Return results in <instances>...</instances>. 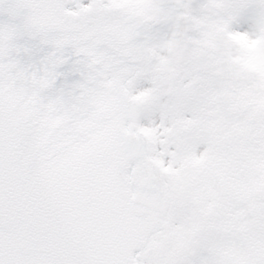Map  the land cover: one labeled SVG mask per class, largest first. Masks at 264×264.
Segmentation results:
<instances>
[{
	"label": "snow or ice",
	"instance_id": "snow-or-ice-1",
	"mask_svg": "<svg viewBox=\"0 0 264 264\" xmlns=\"http://www.w3.org/2000/svg\"><path fill=\"white\" fill-rule=\"evenodd\" d=\"M0 264H264V0H0Z\"/></svg>",
	"mask_w": 264,
	"mask_h": 264
}]
</instances>
